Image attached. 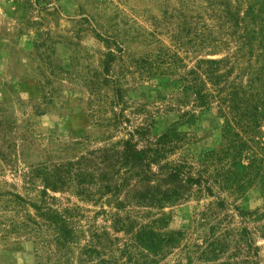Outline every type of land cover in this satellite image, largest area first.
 <instances>
[{
  "label": "rangeland",
  "instance_id": "374dc122",
  "mask_svg": "<svg viewBox=\"0 0 264 264\" xmlns=\"http://www.w3.org/2000/svg\"><path fill=\"white\" fill-rule=\"evenodd\" d=\"M206 60L223 62L218 84ZM259 92L264 0H0V264H77L109 243L104 259L128 247L144 261L121 225L157 219L178 242L155 264H264ZM129 140L165 150L154 172L180 166L198 184L162 208L79 179L55 190V167ZM56 216L72 231L62 251Z\"/></svg>",
  "mask_w": 264,
  "mask_h": 264
},
{
  "label": "trees",
  "instance_id": "16d2710c",
  "mask_svg": "<svg viewBox=\"0 0 264 264\" xmlns=\"http://www.w3.org/2000/svg\"><path fill=\"white\" fill-rule=\"evenodd\" d=\"M241 46H244V43ZM203 62L215 66L209 68L206 73L213 80H216L215 83L218 84V79L226 75H219L216 70V67L223 62L216 60H206ZM233 96L234 98L231 100L232 104L235 103L236 111L242 110L244 115L248 114L247 106L241 107L243 99L239 97V93H233ZM256 97L257 99L252 103L253 116L254 118L260 117V120H264V100L261 92L256 94ZM167 137L168 135L161 138L160 144L164 143ZM164 152L165 150L163 149L150 151L138 149L130 140L125 143L120 153L113 154L108 149L100 150L98 151V156H94L91 159L88 157L82 158L80 161L69 166L70 168H67L64 172L55 167V171H57V175H55V190L57 188L56 185L61 186L66 180L79 179L78 181L81 184L95 183V185H100L101 192L104 195L110 194L118 197L120 194H124V201H122L121 205L126 202H136L162 208L165 205L174 204L183 198L190 185L198 184V180L191 175L187 177L183 176L180 166L165 167L160 169L159 173L154 172L152 167L163 158ZM72 167H76V170L74 171ZM87 167L91 171L85 172ZM39 168L49 171L47 167ZM86 178H88V181ZM132 181H134V184L131 183ZM159 220L157 219L150 224L141 225L134 229L135 231H133L132 227L121 225V230H124L126 234H131L130 247L138 250L144 261L133 259L131 252H128V247L120 252L119 257H114L112 253H109V258L104 259L103 257L106 252H112L113 249H110L111 243L101 246L102 239L98 236V242H100L98 244H101L100 249L97 250L91 246L90 249L86 250V257L84 259L78 257L77 264H155L160 256H163L170 247L178 242L172 233L156 229L155 223ZM65 224L66 222L63 217H55V245L58 251L64 250V247L69 246L73 240L72 231L65 227ZM108 239H111V237L108 236ZM67 254L68 252H65V255H63V258L66 259L58 257L57 260H59L60 264H69L70 259L69 257L67 259ZM126 254L127 260H123ZM95 257L99 258L97 262L94 261Z\"/></svg>",
  "mask_w": 264,
  "mask_h": 264
}]
</instances>
